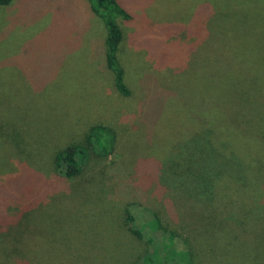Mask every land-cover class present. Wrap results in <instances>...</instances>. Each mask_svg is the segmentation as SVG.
<instances>
[{
  "label": "rangeland",
  "instance_id": "1",
  "mask_svg": "<svg viewBox=\"0 0 264 264\" xmlns=\"http://www.w3.org/2000/svg\"><path fill=\"white\" fill-rule=\"evenodd\" d=\"M120 2L132 14L120 20L128 97L105 66L106 29L87 0L0 6V107L8 105L5 122L27 132L32 151L22 158L0 149V209L24 213L20 225L0 230V264L135 260L146 244L126 232L124 200L136 201L138 227L164 198L179 219L171 195L181 190L161 176L194 149L204 156V135L217 168L240 160L248 174L264 170V0ZM96 123L117 130L116 149L76 178H59L53 148ZM239 187L228 198L242 202V223L224 214L212 249L198 247L199 264H264V180Z\"/></svg>",
  "mask_w": 264,
  "mask_h": 264
},
{
  "label": "trees",
  "instance_id": "2",
  "mask_svg": "<svg viewBox=\"0 0 264 264\" xmlns=\"http://www.w3.org/2000/svg\"><path fill=\"white\" fill-rule=\"evenodd\" d=\"M12 1L0 0V6H7ZM87 3L92 14L104 24L106 29L105 66L112 73L114 87L122 96L128 97L132 92L126 79V69L120 60V49L125 38L120 20L129 21L132 19V14L120 0H87ZM3 107H0V149L5 151L7 147L14 148L18 155L26 158V152H32L31 138L26 136L27 132L20 126L14 125V128H11L7 125L5 118L9 107L6 104ZM82 136L81 139L74 140L62 148H53L54 172L59 178L69 180L76 178L95 158L109 157L116 149L118 133L111 125L92 124ZM203 139L210 145L202 144L199 151L204 156L199 157L194 149L189 156L176 158L175 165L166 169L164 174H162L164 171L161 172V178L165 176L163 183L166 186L174 185L176 189L182 191L176 193V196L171 195L174 201L178 200L181 213L179 219L173 218V214L167 209L168 202L164 198L162 208L148 205L149 219L138 227V218L134 211L136 201L124 200L122 217L126 232L133 239L146 244V251L141 252L135 260L127 264H199L198 247L201 245V250L203 247L207 250L212 249L214 240L219 236L217 232L220 231L217 230H221V226L227 221L224 214L233 213L238 223H242L244 214L243 209L241 211L242 202L233 201L237 195L228 197L238 194L240 184H246L248 179L253 178L255 182L264 180V170L257 167L255 172L248 174L245 168H242L240 160L237 161L238 164L234 160L227 167L217 168L212 136L209 138L208 135H204ZM260 139L264 140V138ZM47 144L48 142L44 147ZM158 170L160 174L161 167ZM170 179L173 184L170 183ZM246 196L253 198L251 195ZM253 201L256 203L258 200L253 199ZM256 204L255 206L258 207V202ZM200 205L202 212L197 209ZM0 210H2L0 216L9 220L8 224H4L1 220L0 230L9 226H18L22 222L24 213H19L17 208L5 207ZM177 220L182 223L174 224ZM16 241L21 242L20 239ZM233 243L222 242L223 246L231 251L235 250ZM206 262H208L207 258Z\"/></svg>",
  "mask_w": 264,
  "mask_h": 264
}]
</instances>
